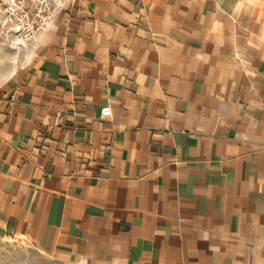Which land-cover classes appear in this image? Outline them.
<instances>
[{"label":"crops","instance_id":"1","mask_svg":"<svg viewBox=\"0 0 264 264\" xmlns=\"http://www.w3.org/2000/svg\"><path fill=\"white\" fill-rule=\"evenodd\" d=\"M20 53L1 238L63 264H264V0H69Z\"/></svg>","mask_w":264,"mask_h":264},{"label":"built area","instance_id":"2","mask_svg":"<svg viewBox=\"0 0 264 264\" xmlns=\"http://www.w3.org/2000/svg\"><path fill=\"white\" fill-rule=\"evenodd\" d=\"M69 0H0V37L12 44L28 45L55 22ZM111 106L103 116H111Z\"/></svg>","mask_w":264,"mask_h":264},{"label":"rangeland","instance_id":"3","mask_svg":"<svg viewBox=\"0 0 264 264\" xmlns=\"http://www.w3.org/2000/svg\"><path fill=\"white\" fill-rule=\"evenodd\" d=\"M23 45L12 44L0 37V81L20 58ZM0 264H63L41 252L24 238L0 237Z\"/></svg>","mask_w":264,"mask_h":264}]
</instances>
